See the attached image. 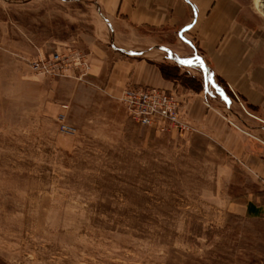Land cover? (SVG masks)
<instances>
[{
    "label": "rangeland",
    "instance_id": "rangeland-1",
    "mask_svg": "<svg viewBox=\"0 0 264 264\" xmlns=\"http://www.w3.org/2000/svg\"><path fill=\"white\" fill-rule=\"evenodd\" d=\"M72 12L0 6V32L19 37L0 40L13 48L0 56V264H264V215L237 214L244 187L223 181L215 152L140 125L90 69L34 72L87 27ZM61 79L81 84L69 114L53 109Z\"/></svg>",
    "mask_w": 264,
    "mask_h": 264
},
{
    "label": "crops",
    "instance_id": "crops-1",
    "mask_svg": "<svg viewBox=\"0 0 264 264\" xmlns=\"http://www.w3.org/2000/svg\"><path fill=\"white\" fill-rule=\"evenodd\" d=\"M39 1L0 0V6ZM58 1L73 6L76 20L85 17L79 20L87 27L68 42L89 55L96 87L115 98L131 86L178 91L182 137L215 152L223 181L244 187L232 197L237 214L264 215V19L255 0ZM15 35L4 29L0 40ZM59 41V48L68 44ZM8 51L13 48L0 46V56ZM161 65H178L203 89L165 77ZM80 86L56 82L54 111L69 114Z\"/></svg>",
    "mask_w": 264,
    "mask_h": 264
},
{
    "label": "built area",
    "instance_id": "built-area-1",
    "mask_svg": "<svg viewBox=\"0 0 264 264\" xmlns=\"http://www.w3.org/2000/svg\"><path fill=\"white\" fill-rule=\"evenodd\" d=\"M89 55L76 44H67L31 62L34 72L49 77L83 78L89 74ZM120 99L128 107L132 118L157 133L185 129L182 96L175 90L166 91L154 86L126 87ZM63 117V116H61ZM60 120L62 132L74 128Z\"/></svg>",
    "mask_w": 264,
    "mask_h": 264
},
{
    "label": "trees",
    "instance_id": "trees-1",
    "mask_svg": "<svg viewBox=\"0 0 264 264\" xmlns=\"http://www.w3.org/2000/svg\"><path fill=\"white\" fill-rule=\"evenodd\" d=\"M162 72L165 77L180 80L185 86L194 90H202L203 83L187 73H181L178 65H161Z\"/></svg>",
    "mask_w": 264,
    "mask_h": 264
},
{
    "label": "bare ground",
    "instance_id": "bare-ground-1",
    "mask_svg": "<svg viewBox=\"0 0 264 264\" xmlns=\"http://www.w3.org/2000/svg\"><path fill=\"white\" fill-rule=\"evenodd\" d=\"M258 9L264 14V0H256Z\"/></svg>",
    "mask_w": 264,
    "mask_h": 264
}]
</instances>
